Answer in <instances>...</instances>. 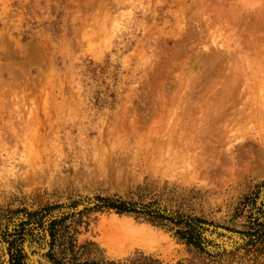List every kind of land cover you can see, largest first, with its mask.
I'll return each instance as SVG.
<instances>
[{
    "label": "rangeland",
    "instance_id": "374dc122",
    "mask_svg": "<svg viewBox=\"0 0 264 264\" xmlns=\"http://www.w3.org/2000/svg\"><path fill=\"white\" fill-rule=\"evenodd\" d=\"M256 220L264 0H0V264H187L185 221L205 257L255 264Z\"/></svg>",
    "mask_w": 264,
    "mask_h": 264
},
{
    "label": "trees",
    "instance_id": "16d2710c",
    "mask_svg": "<svg viewBox=\"0 0 264 264\" xmlns=\"http://www.w3.org/2000/svg\"><path fill=\"white\" fill-rule=\"evenodd\" d=\"M109 203V207L111 209H114L118 211L119 213H130L133 212L130 210L126 203L124 202H114L113 204ZM147 212H150L147 210ZM157 214V211H156ZM157 217V216H155ZM159 218V217H158ZM178 225H184L186 227L185 231H179L178 235L181 238L182 241H186L187 245L193 246L197 249L199 252L198 256L195 257V259L189 261L187 264H224L225 260L223 259V256H218L220 258H213L211 256L205 257V251L202 248V242L201 237L196 234L193 226L185 222H179ZM229 230H232L228 228ZM250 232H245L244 234H247L250 237V241L246 246V253L245 256L249 258L250 262H255V264H264V223H260L259 220L256 221H250ZM214 236V235H212ZM206 237L209 236L207 235ZM238 252H235L231 255V260L236 259L238 256ZM111 264H164L158 259H155L153 257H147L143 254H138L137 256L121 262H113ZM178 264H186L184 262H179Z\"/></svg>",
    "mask_w": 264,
    "mask_h": 264
},
{
    "label": "water",
    "instance_id": "95a60500",
    "mask_svg": "<svg viewBox=\"0 0 264 264\" xmlns=\"http://www.w3.org/2000/svg\"><path fill=\"white\" fill-rule=\"evenodd\" d=\"M104 205H105L104 203L99 202L96 199H90V200L84 202L82 205L78 206L76 209H67V210H64L63 212L57 213V215L54 217V219H56V220L61 219L65 215L79 214V213H81L87 209L95 208V207L96 208L103 207ZM207 228L210 230V232L216 233L218 236L223 235L229 241H231V239H232L231 242H228V243H231L232 245H234L235 242L240 243V242H243L245 239H247L246 237H243L240 234L229 232L225 229H218V228L210 227V226H208ZM233 240H234V242H233ZM232 247L233 246L228 247V248L232 250L233 249Z\"/></svg>",
    "mask_w": 264,
    "mask_h": 264
},
{
    "label": "bare ground",
    "instance_id": "6f19581e",
    "mask_svg": "<svg viewBox=\"0 0 264 264\" xmlns=\"http://www.w3.org/2000/svg\"><path fill=\"white\" fill-rule=\"evenodd\" d=\"M120 221V220H119ZM112 222H114V220L112 221ZM115 222H117V221H115ZM115 222H114V224H113V229H116V231L117 232H114L113 234H110L111 236H106V242H107V246L110 248V247H116V249L118 248L117 246H119L120 244H123V242H124V239L126 240L127 239V237L126 236H131V230H127V229H123L122 227H119V224L118 225H115ZM120 223V222H119ZM107 224V223H106ZM117 224V223H116ZM105 225V224H104ZM127 226H128V224H126ZM130 225V224H129ZM121 226V225H120ZM131 226V225H130ZM133 226V225H132ZM107 227V226H106ZM105 227V228H106ZM125 227V226H124ZM109 228V227H108ZM108 228H107V230H108ZM135 228H136V226H135ZM132 229V228H131ZM106 230V229H105ZM103 231H104V229H103ZM133 231V230H132ZM137 231H138V229H137ZM136 231V232H137ZM143 231V230H142ZM134 232V231H133ZM136 232H134V235H135V233ZM150 232H152V231H149L148 233H147V230H146V234H150ZM109 233V232H108ZM140 233V234H139ZM138 234L139 235H141V232H139ZM106 234H107V232H106ZM137 234V235H138ZM145 234V235H146ZM153 234V233H152ZM152 234H151V236L150 235H143V233H142V235L143 236H145V237H147L148 238V236L149 237H151V239H152V237L153 236H156V235H154L153 234V236H152ZM139 235H138V237H139ZM133 236V235H132ZM104 237V236H103ZM135 237V236H134ZM137 237V238H138ZM142 237V236H141ZM141 237H139V241H141V240H144V239H142ZM141 238V239H140ZM144 238V237H143ZM153 238H155V237H153ZM130 239H132V237L130 238ZM149 239V238H148ZM151 239H150V241H147L148 243L149 242H151V244L149 243L148 245H152V242L153 241H151ZM155 239H157V236H156V238ZM154 239V240H155ZM134 240H136L135 242H136V244L138 243V239H134ZM147 240V239H146ZM146 240H144L143 242H145ZM153 240V239H152ZM162 240V239H161ZM164 240V239H163ZM157 241V240H156ZM155 241V242H156ZM159 241V240H158ZM132 242H133V240H132ZM131 242V243H132ZM134 242V243H135ZM133 243V244H134ZM119 244V245H118ZM147 243H145V245H146ZM139 245H141V244H139ZM142 246V245H141ZM235 246V245H234ZM127 247V246H126ZM133 247V246H132ZM122 249V248H121ZM113 251V250H112Z\"/></svg>",
    "mask_w": 264,
    "mask_h": 264
}]
</instances>
